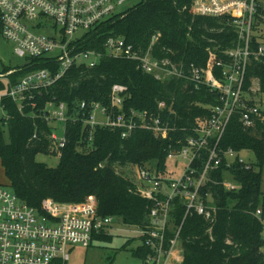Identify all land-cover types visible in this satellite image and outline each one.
Wrapping results in <instances>:
<instances>
[{
  "label": "trees",
  "instance_id": "1",
  "mask_svg": "<svg viewBox=\"0 0 264 264\" xmlns=\"http://www.w3.org/2000/svg\"><path fill=\"white\" fill-rule=\"evenodd\" d=\"M2 30L0 20V35ZM111 36L124 38L141 56L151 51L159 62L169 61L185 71L192 65L207 68L220 61L229 63L227 53L238 40L231 21L197 15L194 0H142L87 33L79 45L84 50L105 52V43ZM154 37H158L155 43ZM260 40H264L261 3L254 20V51L258 50ZM50 67H56L52 61L35 60L8 78L14 84L35 69ZM11 70H6L5 75ZM219 70L214 68L216 74ZM253 82L258 84V93L264 94V57L251 58L246 90ZM116 85L129 89L124 102L126 113L137 111L157 116L161 113L163 121L173 129L168 138H159L145 129L134 130L123 138L121 129L91 127L81 121L90 116L86 110L80 121L69 120L65 124L66 146L59 155L58 167L50 168L36 161L39 154H50L52 150L50 137L56 127L43 117L48 104H67L72 115L79 113L82 102L88 106L99 103L110 109ZM6 89L0 80L1 107L6 115L0 120V159L18 197L40 212L48 199L60 204H82L95 197L100 217H118L125 225L143 231L152 224L150 212L154 202L143 197L134 182L117 172L115 165H152L158 175H164L169 154L181 150L196 120L209 116V107L218 103L215 95L206 89L197 91L184 79L160 82L142 71L137 61L113 57H104L93 68L73 67L54 86L42 94L34 93L21 107L2 94ZM160 104L166 106L164 112L159 110ZM5 125L9 142L4 137ZM221 148L239 154L252 151L256 163L247 169L237 160L231 168L222 165L211 172L213 180L228 178L239 185L235 191L211 183L204 189L210 190L217 207L212 219L193 213L184 221L186 208L177 200L171 213L173 229L168 237L172 238L182 225L183 264H264V113L251 130L245 129L239 115L234 116ZM206 161L204 153L197 164L201 167ZM259 210L260 217L256 216ZM96 239L113 241L106 232L94 235ZM150 254L145 239L141 238V245L133 255L146 264Z\"/></svg>",
  "mask_w": 264,
  "mask_h": 264
},
{
  "label": "built area",
  "instance_id": "2",
  "mask_svg": "<svg viewBox=\"0 0 264 264\" xmlns=\"http://www.w3.org/2000/svg\"><path fill=\"white\" fill-rule=\"evenodd\" d=\"M126 0H0V20L2 37L13 46L15 55L27 63L35 60L52 61L55 68L35 69L14 84L7 79V97L20 107L32 99L34 93L42 94L63 79L68 71L76 66L91 68L104 57L137 61L142 71L157 81L173 78L192 83L199 91L206 89L217 97V105L209 107V116L198 118L190 131L186 143L178 152H171L168 161L181 174L170 178L158 175L157 171L143 170L139 173L141 185L139 193L154 202L150 212L151 226L143 231L142 238L151 254L146 264H183L184 250L180 242L182 225L172 238L171 213L179 200L186 208L184 221L193 213L212 219L217 213L212 193L204 192L209 183L221 185L227 191L239 189L232 179L216 181L211 172L222 165L231 168L238 160L247 169L242 153L223 150L221 142L231 119L239 115L247 130L256 127L257 119L264 113L255 105L254 90H246V74L252 56L264 57V40H260L258 50L252 49L254 20L261 0H194L197 15L213 18H226L237 33L235 48L228 51L229 63L217 62L219 73L214 65L207 68L190 66L187 71L179 70L169 61L159 62L151 51L145 56L129 45L122 37L111 36L105 43V52L84 50L80 42L85 35L102 26L116 15ZM47 22H52L55 30L51 35ZM158 37L153 38V43ZM27 65V64H26ZM25 65V66H26ZM15 68L0 76V80L21 71ZM128 87L116 85L112 89L111 108L99 103L90 106L82 102L78 114H70L67 104H49L44 112L47 123L66 124L69 120L80 121L86 110L85 124L95 127H109L123 130L122 137L137 129L153 132L166 139L173 130L162 119L161 113L150 115L146 112L124 111ZM164 112L166 106L159 105ZM105 118L97 121V114ZM85 115V114H84ZM83 116V115H82ZM84 117V116H83ZM53 130L50 140L52 149L61 154L66 146L64 138ZM36 137V136H35ZM204 153L207 161L200 167ZM98 201L90 197L82 204H60L51 199L43 202L42 212L20 199L10 187L0 185V264H67L70 260L69 248L81 245L90 247L94 235L108 231L114 219L102 218L98 214ZM261 210L256 216H261ZM264 239V236H263Z\"/></svg>",
  "mask_w": 264,
  "mask_h": 264
},
{
  "label": "rangeland",
  "instance_id": "3",
  "mask_svg": "<svg viewBox=\"0 0 264 264\" xmlns=\"http://www.w3.org/2000/svg\"><path fill=\"white\" fill-rule=\"evenodd\" d=\"M142 0H126L123 6H120L118 12L123 14L124 12L137 6ZM261 4L264 5V0H261ZM47 28L49 31H45V34L51 35L55 28L52 22H47ZM28 64L23 58L15 55L13 46L7 42L2 35H0V76H4L6 70L23 68ZM8 86V82H3ZM251 88L254 90L253 100L255 105L264 112V94L258 93V84L253 82ZM7 89L2 93L6 94ZM49 105V104H48ZM47 105V106H48ZM47 109V108H46ZM49 109V106H48ZM47 109V110H48ZM6 115L0 106V120L5 119ZM105 118L97 114V121L102 122ZM58 129V137L64 138L65 125H54ZM4 137L9 142V133L7 125L3 126ZM59 153L55 150H51L50 154H39L36 161L46 164L50 168H56L59 165ZM241 157L247 164L256 163L255 155L252 151H243ZM115 169L119 174L125 178L137 183L138 186L142 184L139 173L143 170L155 172L156 169L152 165H145L143 167L127 165L119 166L115 165ZM179 169V168H178ZM174 168L173 162L168 161L167 168L164 172L165 176L172 178L173 176L181 174V171ZM0 185L10 187V181L6 175L0 159ZM262 191H264V170H263V184ZM114 222L109 227L107 234L113 237L112 242L104 240H94L90 247H84L77 245L69 248L70 260L67 264H142V261L135 258L133 251H135L141 245V238L143 236V230L135 226L125 225L120 218L113 217ZM125 247V249H123Z\"/></svg>",
  "mask_w": 264,
  "mask_h": 264
},
{
  "label": "crops",
  "instance_id": "4",
  "mask_svg": "<svg viewBox=\"0 0 264 264\" xmlns=\"http://www.w3.org/2000/svg\"><path fill=\"white\" fill-rule=\"evenodd\" d=\"M7 79H8V77H4V78H2V82H6L7 81ZM0 106H1V92H0ZM1 109H2V107H1ZM3 110V109H2ZM4 112V111H3ZM54 125H56V124H54ZM56 127V126H55ZM136 186H138V184L137 183H134Z\"/></svg>",
  "mask_w": 264,
  "mask_h": 264
}]
</instances>
